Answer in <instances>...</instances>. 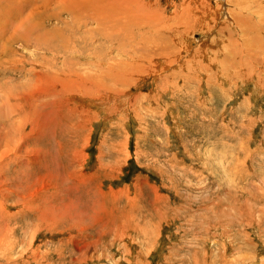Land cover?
Here are the masks:
<instances>
[{
    "label": "rangeland",
    "instance_id": "obj_1",
    "mask_svg": "<svg viewBox=\"0 0 264 264\" xmlns=\"http://www.w3.org/2000/svg\"><path fill=\"white\" fill-rule=\"evenodd\" d=\"M257 3L0 0V264H264Z\"/></svg>",
    "mask_w": 264,
    "mask_h": 264
},
{
    "label": "bare ground",
    "instance_id": "obj_2",
    "mask_svg": "<svg viewBox=\"0 0 264 264\" xmlns=\"http://www.w3.org/2000/svg\"><path fill=\"white\" fill-rule=\"evenodd\" d=\"M242 3V2H241ZM263 3V2H262ZM237 4H240L238 1H237ZM244 4V3H243ZM258 4V7H261L263 10H264V5L263 4ZM236 5V3L234 4V6ZM240 6V5H239ZM244 8V7H243ZM243 11L245 12V10L243 9ZM264 12V11H263ZM251 13V12H250ZM80 14V13H79ZM229 16V15H228ZM261 17L262 18H259L258 20V24H261L262 25V35L259 37V34L256 32L255 30V27L250 23V21L248 20V18L242 16L241 13H239L237 10H235V13H234V18H235V21L233 19L232 21V25L235 24V27L236 29L240 30V33L243 34V36H246L247 38H250L252 37L256 42L253 44L251 43V46H255V47H260V49L262 50V48H264V15L261 14ZM228 19V18H227ZM250 19V18H249ZM225 21V20H224ZM255 35V36H254ZM155 40V39H154ZM156 41V40H155ZM162 41V39H161ZM155 42H153L154 44ZM247 53V51H246ZM248 54V53H247ZM258 62V61H257ZM256 62V63H257ZM258 64V63H257ZM250 67V66H249Z\"/></svg>",
    "mask_w": 264,
    "mask_h": 264
}]
</instances>
